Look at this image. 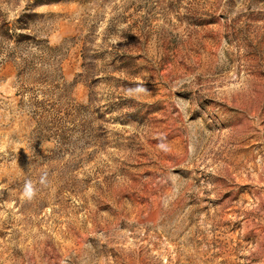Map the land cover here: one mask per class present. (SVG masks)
Instances as JSON below:
<instances>
[{"label": "rangeland", "instance_id": "rangeland-1", "mask_svg": "<svg viewBox=\"0 0 264 264\" xmlns=\"http://www.w3.org/2000/svg\"><path fill=\"white\" fill-rule=\"evenodd\" d=\"M27 14L79 108L43 140L0 60V264H264V0H0Z\"/></svg>", "mask_w": 264, "mask_h": 264}, {"label": "trees", "instance_id": "trees-1", "mask_svg": "<svg viewBox=\"0 0 264 264\" xmlns=\"http://www.w3.org/2000/svg\"><path fill=\"white\" fill-rule=\"evenodd\" d=\"M29 17L0 22V60L16 65V95L19 106L36 122L34 133L43 140H64L63 133L79 108L72 96L75 83L67 82L63 74V45L52 46L46 36L22 32L29 31L24 19Z\"/></svg>", "mask_w": 264, "mask_h": 264}]
</instances>
